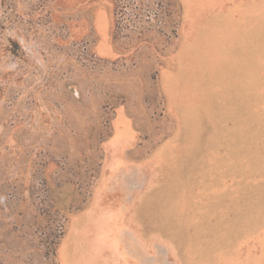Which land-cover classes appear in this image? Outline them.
<instances>
[{
	"label": "rangeland",
	"instance_id": "rangeland-1",
	"mask_svg": "<svg viewBox=\"0 0 264 264\" xmlns=\"http://www.w3.org/2000/svg\"><path fill=\"white\" fill-rule=\"evenodd\" d=\"M0 264H264V0H0Z\"/></svg>",
	"mask_w": 264,
	"mask_h": 264
},
{
	"label": "crops",
	"instance_id": "crops-1",
	"mask_svg": "<svg viewBox=\"0 0 264 264\" xmlns=\"http://www.w3.org/2000/svg\"><path fill=\"white\" fill-rule=\"evenodd\" d=\"M102 214H104L105 215V218H111L112 217V214H110L109 212H102ZM92 216V212H88L87 214H86V217L87 218H89V219H91L90 217ZM98 225V224H97ZM84 227H82V228H75V230H74V234H75V236H79V233H83V231H84ZM86 229H89V226L86 228ZM85 229V230H86ZM90 230V229H89ZM81 237H83V236H81ZM80 239V245H81V248L83 249L82 250V253H84V250L86 251V252H88V251H91V249H93L94 247H92V240L91 239H89V241H88V245H87V241H86V239H84V238H79ZM92 241V242H91ZM94 243V242H93ZM87 245V246H86Z\"/></svg>",
	"mask_w": 264,
	"mask_h": 264
}]
</instances>
